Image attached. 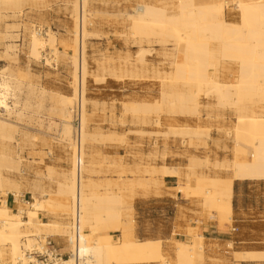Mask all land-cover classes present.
<instances>
[{
  "label": "bare ground",
  "instance_id": "obj_1",
  "mask_svg": "<svg viewBox=\"0 0 264 264\" xmlns=\"http://www.w3.org/2000/svg\"><path fill=\"white\" fill-rule=\"evenodd\" d=\"M26 1L0 0V14L21 11ZM71 3L70 38L59 37L51 28H26L30 57L53 64L63 55L72 65L71 93L58 94L50 106L58 118L50 126L57 127L59 140L68 149L69 167L58 180L55 197L35 180L30 183L31 199L24 198L23 182L11 176V172L21 171L23 164L17 151L19 130L6 119L12 114L20 117L32 107L44 108L47 91L36 88L25 73L0 69V264H38L33 253L42 250L48 236L65 239V249L71 255L64 264H205L202 234H196L192 242L174 239L171 258L164 253L161 238L141 239L135 234L131 199L136 188L148 187L151 181L162 182L165 175L179 174L177 169L163 163L145 167L143 171L153 177H129L122 185L114 183L118 190L111 180L99 183L92 178V173L101 170L90 143L122 139L91 130L86 39L91 34L93 11L90 0ZM229 8L236 10L238 21L227 19ZM126 18L129 35L141 43L136 56L140 65L151 52L143 43L172 47L166 52L170 69L154 71L160 79V98L124 104L136 122L160 124L162 112L199 119L201 99L234 115L232 126L226 129L233 141V157L213 163L228 173L197 172L196 167L210 161L192 156L187 184L179 187L197 198L204 214L221 223L231 222L234 179L264 180V0H141L134 12H126ZM17 50L18 44L7 43L3 55L16 58ZM137 63L128 59L120 71L103 65V74L95 75V81H104L106 74L121 80L141 76L134 68ZM227 64L236 66L229 80L222 77ZM170 133L182 136L183 142L187 136H210L209 129L200 125H171L164 131L165 135ZM41 214H49L51 219L44 221ZM60 215L62 218L57 217ZM78 244L80 260L72 255ZM233 254L238 261L264 264V249H234Z\"/></svg>",
  "mask_w": 264,
  "mask_h": 264
},
{
  "label": "rangeland",
  "instance_id": "obj_2",
  "mask_svg": "<svg viewBox=\"0 0 264 264\" xmlns=\"http://www.w3.org/2000/svg\"><path fill=\"white\" fill-rule=\"evenodd\" d=\"M73 0H27L21 11L4 10L0 14V69L9 67L27 74L28 79L36 88H44L46 92L45 107L26 109L20 117L17 115L6 116V119L15 124L19 130V151L23 164L21 171L11 172V176L23 182L24 198L30 200L33 194L30 183L38 181L44 185L55 197L54 191L58 180L62 179V173L68 170V149L59 140L57 127L52 121L58 120L50 106L58 94H70L72 91V65L70 59L61 55L58 63L48 64L44 58L35 59L29 56V46L26 28L36 25L43 30L51 28L61 38L72 36ZM141 0H90V9L93 11L92 24L89 26L91 34L86 39V51L89 74L87 77V97L89 99V123L91 130L101 133H113L122 140H98L90 143V150L95 152L96 161L100 164V170L92 173V178L99 183L113 181V188L118 190L114 183L122 185L123 181H129L142 177L151 178L143 170L151 165L161 163L174 167L182 177L188 172L190 157L208 158L207 165L195 168L197 172L226 175L228 171L216 167L213 163L218 160H229L233 157V141L227 136L226 129L232 126L234 115L227 109H216L208 106L207 100L201 99V115L199 119L172 115L162 112L160 124H139L132 113L124 110V104L135 100L155 101L160 98V79L154 72L155 69L164 73L170 69L167 51L157 43L143 45L150 47L151 52L146 56L144 65L137 63V52L141 43L129 35V21L126 12H134V7ZM157 3H173L174 0H146ZM236 10L227 9V19L238 21ZM13 33L10 36V33ZM7 43L18 44L16 58L4 56ZM63 50V48H61ZM72 53V51H71ZM137 63L134 68L141 76L127 77L121 80L113 75L106 74L104 81H95V75L103 74V65L120 71L126 60ZM222 69L223 79H231L236 66L227 64ZM108 73V72H106ZM35 96H39L36 92ZM3 112V111H1ZM4 113V112H3ZM79 120L75 119V125ZM203 126L209 129L210 136L207 139L183 137L175 134L165 135L164 131L170 126ZM155 150L157 151L154 154ZM50 151V152H49ZM53 172H50V166ZM141 169V170H138ZM122 170H125L121 173ZM137 170V171H135ZM123 175L119 177V175ZM165 186L164 181L151 183L148 187H137L131 202L134 206L136 196L148 195V190L156 188L160 190ZM254 196L251 199L254 205H264V180H257L252 187ZM138 190L141 192L138 193ZM29 191V192H28ZM128 193V191H126ZM197 200V198H194ZM198 202V200H197ZM199 204V202H198ZM200 205V204H199ZM201 207V205H200ZM202 209V208H201ZM132 218L135 220V234L138 238H161L164 244V253L170 258L173 256L174 236L172 237L168 220L153 223L145 220L141 211L134 207ZM62 218V216H57ZM184 220H188L186 214H182ZM41 219H51L49 214H41ZM192 219V217H191ZM228 224L231 232L236 221L233 215ZM236 234V233H235ZM55 241H66L59 236H51ZM205 258L210 246L201 240ZM231 256L235 243H229ZM254 249H264L263 247ZM66 252V249H61ZM68 257V255H66ZM230 259V258H228ZM235 260L236 257L234 258ZM263 264L262 262H255ZM205 264L207 262L205 261ZM236 264H240L237 260Z\"/></svg>",
  "mask_w": 264,
  "mask_h": 264
},
{
  "label": "crops",
  "instance_id": "obj_3",
  "mask_svg": "<svg viewBox=\"0 0 264 264\" xmlns=\"http://www.w3.org/2000/svg\"><path fill=\"white\" fill-rule=\"evenodd\" d=\"M256 181V179H234L232 206L235 225L239 228L236 234L228 230V224L204 214L197 200L194 199L196 197L187 195L179 189L180 186L187 184L186 175L182 177L179 174L165 175V186L160 190L149 189L148 195L136 196L134 207L141 211L145 220L153 223L167 220L164 213L170 211L172 217L167 222L170 228L167 235L172 237L173 232L178 230L174 236L175 240L192 242L196 234H202L205 243L212 245L205 258L207 264H236L237 260L234 259V255L231 256L229 243H235L237 250L264 246V205H254L251 201L254 196L252 187ZM140 192L138 190V193ZM182 214H186L188 220H184ZM55 242L61 249H65L63 241ZM240 264L257 263L240 261Z\"/></svg>",
  "mask_w": 264,
  "mask_h": 264
},
{
  "label": "built area",
  "instance_id": "obj_4",
  "mask_svg": "<svg viewBox=\"0 0 264 264\" xmlns=\"http://www.w3.org/2000/svg\"><path fill=\"white\" fill-rule=\"evenodd\" d=\"M75 122V121H74ZM165 219H170L172 217V213L166 211L164 213ZM239 228L235 225L232 226L231 232L237 233ZM43 248L40 252L33 253L34 258L37 260L38 264H64L66 258H69L71 255L70 253L66 254V252H61V248L58 244H56L55 240L48 236L46 240L43 242ZM68 255V257H66ZM79 260L81 259L80 256V247L78 244L77 251L72 254Z\"/></svg>",
  "mask_w": 264,
  "mask_h": 264
}]
</instances>
